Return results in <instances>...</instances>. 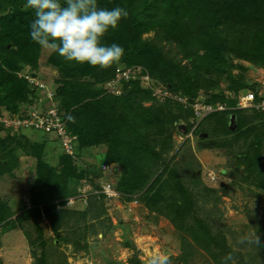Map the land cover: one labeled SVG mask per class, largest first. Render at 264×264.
I'll return each mask as SVG.
<instances>
[{
  "label": "trees",
  "instance_id": "1",
  "mask_svg": "<svg viewBox=\"0 0 264 264\" xmlns=\"http://www.w3.org/2000/svg\"><path fill=\"white\" fill-rule=\"evenodd\" d=\"M97 2L101 8L127 10L118 29H110L102 40L108 46H122L124 55L111 67L101 69L49 54L46 63L59 72L51 82L55 101L65 112L67 132L75 137L74 153H60L55 166L44 160L45 143H32L27 129L13 132L0 121V180L14 176L23 154L34 156L38 164L29 186L32 209L15 207L12 198L0 193V228L7 232L19 221L34 217L41 233L44 213L56 223L58 240L72 244L77 253L81 248L88 252L80 234L67 238L58 230V223L72 216L82 218L91 233L97 225H106V202L136 200L182 233L188 225L200 229L195 238L211 250L215 236L203 226L204 221L194 219L200 210L198 195L204 190L228 193L227 187L234 182L227 184L222 179L235 174L221 166L214 177L204 176L190 140L196 136L199 153L217 148L228 155L236 152L245 179L264 191V112L229 109L236 106L240 93H257L263 87L248 72L250 66L264 71V0ZM25 3L0 0V110L18 117L29 116L30 106L37 104L50 84L37 79L42 48L31 39L30 24L35 16L32 9H25ZM25 66L34 71L29 74L32 79L22 74ZM117 67L140 69L136 77L117 81L119 92L109 85L116 79ZM145 74L149 76L147 84ZM197 102L203 107L224 104L228 108L196 115ZM175 134L185 140L177 143ZM87 179L91 189L86 207L74 208L71 201H84L81 188ZM106 184L117 196L104 192ZM201 232L204 236L200 239ZM41 242L44 248L47 242ZM58 247L56 243L54 251ZM59 252L64 254L62 263L71 264L66 254ZM33 253L35 264L49 263L48 250ZM132 259V264H142L139 258ZM176 259L174 264H185V250Z\"/></svg>",
  "mask_w": 264,
  "mask_h": 264
},
{
  "label": "rangeland",
  "instance_id": "2",
  "mask_svg": "<svg viewBox=\"0 0 264 264\" xmlns=\"http://www.w3.org/2000/svg\"><path fill=\"white\" fill-rule=\"evenodd\" d=\"M49 54L50 52L41 49L37 79L50 83L49 86L53 87L51 82L59 72L46 63ZM31 69L25 66L23 73L29 75L33 71ZM248 73L255 82L264 81V71L261 69L257 70L250 66ZM222 85L225 86V84ZM120 87L121 85H116V90ZM53 102L51 105L60 106L58 102ZM235 108L246 109L233 106L230 110ZM26 133L32 143H45L43 157L49 164H52L51 167L58 164L60 153H64L59 139L54 138L52 133H47L52 138L47 140L42 131L35 129H27ZM174 138L177 143L185 140L178 134H175ZM190 145L201 162L204 176L213 175L214 177L216 168L221 166L226 167L230 173L233 169L235 174H227V177L222 179L223 183L234 182V185L230 184L227 187L228 193L217 190L213 194H208L204 190L198 195L200 210L194 214V219L204 221L206 225L203 226L215 236L216 245L211 247V250L205 248L203 241L198 242L195 238V235L201 231L200 229L193 230L188 225L186 231L182 233L169 220L151 214L136 200L127 204L116 200L112 203H105L107 221L104 228L97 225L89 233L87 220L73 216L67 222L58 223V230H61L62 235L71 238L80 234L78 237L81 244H87L85 248L90 251L87 252L81 248L82 251L77 253L73 250L72 244L68 245L58 240L55 230L56 223L42 213L43 220L40 222L42 223L40 229L43 231L41 233L36 227L37 221L34 217L19 221L14 229L7 232H3L0 228V264H35L33 252L42 249L48 250V264H63L64 254L60 253L59 249L66 254L71 264H106L107 261L108 264H132V258L135 257L145 264L148 254L153 251H164L174 264L177 262L176 258L184 250L187 254L185 264H222V258L229 254H231V259L228 264H264V191H260L245 179L244 165L237 159L234 154L236 152L228 155L225 149L217 148L213 149L215 153L211 151L206 153L204 150L199 153L200 150L195 149L198 140L194 135L191 136ZM33 157L23 154L20 158L21 165L14 171V176L7 175L0 180V193L12 198L15 207L20 209L23 207L32 209L30 208L29 186L32 177L38 171V164ZM116 178H111V181L114 182ZM88 180L83 188L80 187L84 201L80 202L76 199L73 203L70 202L74 208L85 209V203L89 197L87 193L91 189L90 182L87 184ZM208 185L217 186L218 184L208 183ZM82 204L84 206H81ZM251 214L256 215L259 220L254 223L250 222L248 215ZM255 235L259 236L261 244L249 242ZM203 236L204 233L201 232L200 239ZM42 239L47 242L44 248ZM56 243L59 247L57 251H54ZM259 251L262 253L260 256H258Z\"/></svg>",
  "mask_w": 264,
  "mask_h": 264
},
{
  "label": "clouds",
  "instance_id": "3",
  "mask_svg": "<svg viewBox=\"0 0 264 264\" xmlns=\"http://www.w3.org/2000/svg\"><path fill=\"white\" fill-rule=\"evenodd\" d=\"M24 7L32 9L35 16L30 24L31 39L42 49L50 53H58L67 62H74L77 65L87 63L93 67L107 69L124 55V49L119 44L113 43L108 46L102 43L109 30L118 29L121 19L127 18L128 12L123 7L117 6L111 10L101 8L97 0H64V3L61 0H26ZM25 76L32 79L27 74ZM48 88L53 91V101H55V91L49 85L45 91L41 92L38 101L43 98L46 103L50 102L45 97ZM231 97L234 98V95ZM238 101L239 96L236 106ZM33 106L30 108L32 109ZM59 108L62 109L60 106ZM2 116L18 117L8 111L0 110V117ZM3 124L5 125L4 122ZM5 127L13 132L18 131L10 126L5 125ZM52 134L58 138L56 134ZM60 145L64 153H67L61 142ZM249 242L261 244L258 235ZM230 259L231 254L222 258V264H228ZM145 264H172V259L164 251H153L148 254Z\"/></svg>",
  "mask_w": 264,
  "mask_h": 264
},
{
  "label": "built area",
  "instance_id": "4",
  "mask_svg": "<svg viewBox=\"0 0 264 264\" xmlns=\"http://www.w3.org/2000/svg\"><path fill=\"white\" fill-rule=\"evenodd\" d=\"M140 69L135 68H121L116 69V79L109 83L110 89L116 92L117 81L122 79H130L136 77ZM143 79L147 84L149 82V76L144 75ZM263 87L256 93L253 90H249L245 93L239 94V101L237 107L240 108H253L258 111L264 112V81H262ZM53 91L48 88L47 95L45 96L50 102H45L41 98L37 105L33 106L29 111L28 117H13V116H2L0 121L4 122L6 126L12 127L14 130L19 128H33L42 129L49 133H54L59 138L62 143L63 148L69 154L74 153V139L75 137L70 136L67 132L66 123L64 119V110L57 107L55 104L51 105L53 102ZM46 99V100H47ZM181 99V98H180ZM228 107L224 104H219L217 108H211L210 106L203 107L199 102L195 104L196 115H205L207 112L215 110H224ZM104 192L109 196H117V193L113 191L110 184L104 186Z\"/></svg>",
  "mask_w": 264,
  "mask_h": 264
},
{
  "label": "water",
  "instance_id": "5",
  "mask_svg": "<svg viewBox=\"0 0 264 264\" xmlns=\"http://www.w3.org/2000/svg\"><path fill=\"white\" fill-rule=\"evenodd\" d=\"M248 219H249V221L250 222H257L259 219H258V217L256 216V215H248Z\"/></svg>",
  "mask_w": 264,
  "mask_h": 264
}]
</instances>
